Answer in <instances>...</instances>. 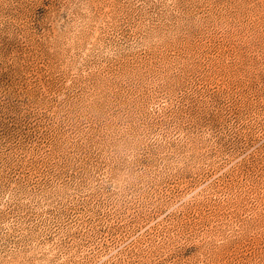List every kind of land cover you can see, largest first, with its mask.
Returning <instances> with one entry per match:
<instances>
[{"label": "rangeland", "instance_id": "1", "mask_svg": "<svg viewBox=\"0 0 264 264\" xmlns=\"http://www.w3.org/2000/svg\"><path fill=\"white\" fill-rule=\"evenodd\" d=\"M0 264H264V0H0Z\"/></svg>", "mask_w": 264, "mask_h": 264}]
</instances>
